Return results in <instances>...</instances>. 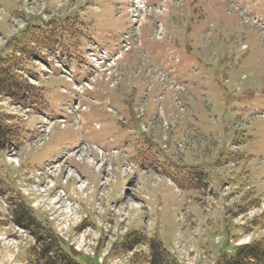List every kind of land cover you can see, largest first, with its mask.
I'll return each instance as SVG.
<instances>
[{"label":"rangeland","instance_id":"obj_1","mask_svg":"<svg viewBox=\"0 0 264 264\" xmlns=\"http://www.w3.org/2000/svg\"><path fill=\"white\" fill-rule=\"evenodd\" d=\"M145 3L0 0V61L24 49L28 84L31 58L61 38L80 83L88 40L108 52L129 44L83 91L55 75L26 110L0 96L20 131L0 152V264H143L152 240L178 264H222L235 243L264 238V0ZM48 23L45 41L31 27ZM162 63L188 85L185 115ZM19 208L26 226L13 223Z\"/></svg>","mask_w":264,"mask_h":264},{"label":"trees","instance_id":"obj_2","mask_svg":"<svg viewBox=\"0 0 264 264\" xmlns=\"http://www.w3.org/2000/svg\"><path fill=\"white\" fill-rule=\"evenodd\" d=\"M15 58L13 55L9 61L6 59L0 61V96L10 97L17 104L24 106L29 103L33 105L39 99L41 91L28 86L15 73L22 67V60ZM8 122V117L0 114V152L17 147L20 141L19 129ZM27 221L28 218L24 210L17 209L14 214V223L18 226H26L28 225L25 224ZM133 240L129 246L142 244L145 237L140 234ZM149 248V257L142 262L143 264H178L174 258L163 252L159 241L152 240L149 243ZM48 263L52 264L53 262L49 260ZM222 264H264V238L236 247L233 256L226 259Z\"/></svg>","mask_w":264,"mask_h":264},{"label":"flooded vegetation","instance_id":"obj_3","mask_svg":"<svg viewBox=\"0 0 264 264\" xmlns=\"http://www.w3.org/2000/svg\"><path fill=\"white\" fill-rule=\"evenodd\" d=\"M14 223V222H13ZM15 224V223H14Z\"/></svg>","mask_w":264,"mask_h":264}]
</instances>
